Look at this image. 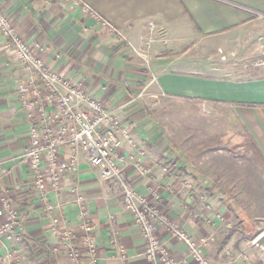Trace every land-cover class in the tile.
I'll return each instance as SVG.
<instances>
[{
  "label": "crops",
  "instance_id": "obj_1",
  "mask_svg": "<svg viewBox=\"0 0 264 264\" xmlns=\"http://www.w3.org/2000/svg\"><path fill=\"white\" fill-rule=\"evenodd\" d=\"M84 1L146 60L71 2L0 0L17 34L47 68L78 82L113 113L118 151L136 191L151 196L192 239L213 237L203 246L210 264H255V251L238 234L241 220L214 217V196L204 203L202 193H225L229 210L234 195H248L252 203L254 195L264 194V0ZM20 84L29 86V108L21 101ZM37 91L42 98L39 80L15 61L10 41L0 34V208L4 198L17 210L19 225L0 242V264H146L140 229L121 207V194L101 179L83 151L61 148L64 158L76 155L78 170L65 175L57 191L33 189L34 173L21 155L30 124L40 132L47 126ZM170 100L214 114V126L204 128L225 137L229 149L214 160L211 185L202 181L197 163H189L185 146L178 155L169 147L156 117ZM44 110L47 117L54 109L45 104ZM140 163L148 173L137 171ZM82 208L93 225L95 261L80 240ZM53 217L72 231V247L80 252L76 261L50 231ZM160 237L175 262L191 264L184 243L165 227Z\"/></svg>",
  "mask_w": 264,
  "mask_h": 264
},
{
  "label": "built area",
  "instance_id": "obj_2",
  "mask_svg": "<svg viewBox=\"0 0 264 264\" xmlns=\"http://www.w3.org/2000/svg\"><path fill=\"white\" fill-rule=\"evenodd\" d=\"M91 17L99 21L109 33L114 34L120 41H124L133 53L144 56L139 50L126 41L118 29L101 17L84 0H65ZM14 19L7 13L0 3V34L10 41L13 47V58L33 73L44 90L42 98L38 91L34 93L35 101L40 103L38 107L41 121L47 125L43 132L38 130L36 124L29 127V144L22 153L25 160L34 173L32 187L40 192L48 190L57 191L65 175L74 174L78 170L77 158L73 154L67 158L60 155L62 147H67L73 152L81 150L87 161L100 170L101 179L121 194V207L128 211L133 222L139 227L143 241V257L146 264H179L169 255L168 250L160 237L161 227L180 240L187 248L191 264H210L203 252V246L213 237H202L199 240L192 239L186 232L179 229L170 221L164 211L156 206L151 196L140 194L136 191L132 181L126 173L125 156L119 153L120 141L117 134V121L102 101L93 97L78 82L61 75L52 69H48L44 60L33 51L17 34ZM150 32L154 26L149 24ZM153 38L146 41V49L149 48ZM261 66L264 68V61ZM21 94V101L32 104L25 96L30 91L29 86L20 84L17 86ZM83 103L84 109L79 106ZM50 105L53 112L45 115L44 107ZM136 169L140 174L148 173L149 169L143 164H137ZM0 208V242L7 238L18 225L17 210L4 198L1 199ZM48 210H51L48 207ZM80 240L91 260L98 258L97 249L93 237V225L88 219V211L81 209L79 212ZM50 231L59 237L60 246L65 249L69 259L76 261L80 252L72 247L74 235L65 225H61L57 217H53L50 223Z\"/></svg>",
  "mask_w": 264,
  "mask_h": 264
},
{
  "label": "rangeland",
  "instance_id": "obj_3",
  "mask_svg": "<svg viewBox=\"0 0 264 264\" xmlns=\"http://www.w3.org/2000/svg\"><path fill=\"white\" fill-rule=\"evenodd\" d=\"M163 109L166 112H160L156 118L165 131V137L169 140V147L172 149L173 155H178L185 146L189 163L192 166L197 163L199 167L197 168L201 170H199V174L203 176V178L201 177L202 181L211 185L214 182V174H216L214 160L217 156L225 157L229 149L225 137H214V129L209 128L214 126V114L181 100H170L165 103ZM197 124L198 126H196ZM204 126L209 127L205 129ZM182 158H184V154ZM195 168L194 166V171ZM202 194L204 203L210 196H214V217L231 215L230 217L234 220L242 221V231L241 233L238 231V234L244 236L243 241L247 242V248L255 251L254 263L264 264V251L252 245L254 237L264 230V194L254 195L255 202L252 203L249 202L248 195H234L236 203L232 210L227 207L228 195L225 193ZM244 197L247 199L244 200Z\"/></svg>",
  "mask_w": 264,
  "mask_h": 264
},
{
  "label": "water",
  "instance_id": "obj_4",
  "mask_svg": "<svg viewBox=\"0 0 264 264\" xmlns=\"http://www.w3.org/2000/svg\"><path fill=\"white\" fill-rule=\"evenodd\" d=\"M252 245L264 251V230L254 237Z\"/></svg>",
  "mask_w": 264,
  "mask_h": 264
},
{
  "label": "trees",
  "instance_id": "obj_5",
  "mask_svg": "<svg viewBox=\"0 0 264 264\" xmlns=\"http://www.w3.org/2000/svg\"><path fill=\"white\" fill-rule=\"evenodd\" d=\"M241 222H242V221H240V223H239V224H240V226H242V223H241Z\"/></svg>",
  "mask_w": 264,
  "mask_h": 264
}]
</instances>
